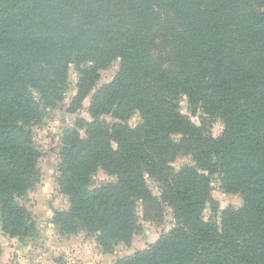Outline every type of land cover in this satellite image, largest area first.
Masks as SVG:
<instances>
[{"label": "trees", "instance_id": "16d2710c", "mask_svg": "<svg viewBox=\"0 0 264 264\" xmlns=\"http://www.w3.org/2000/svg\"><path fill=\"white\" fill-rule=\"evenodd\" d=\"M70 66L69 110L92 93L90 120L62 132L56 183L68 207L53 226L111 252L139 229L138 203L146 221L169 207L173 228L115 264H264V0H0V230L11 238L35 233L17 202L40 179L28 128L62 100ZM182 97L200 126L180 112ZM182 154L194 164L176 170ZM98 171L110 180L94 184ZM214 175L242 200L219 223L203 217L218 211Z\"/></svg>", "mask_w": 264, "mask_h": 264}, {"label": "rangeland", "instance_id": "374dc122", "mask_svg": "<svg viewBox=\"0 0 264 264\" xmlns=\"http://www.w3.org/2000/svg\"><path fill=\"white\" fill-rule=\"evenodd\" d=\"M117 63H112L100 73V79L92 90L108 83L117 71ZM77 74L73 66L69 67L67 89L61 101L49 108L41 107L39 121L28 129L32 134V141L38 151L37 166L40 172L39 181L17 202L30 213L35 225L33 236L25 238H11L0 230V264H115L119 259L145 250L155 243L159 236L170 231L174 221L169 207H164L161 219L146 221L142 218L141 204H137L138 230L128 244L118 242L113 244L111 252H104L97 244L94 237L87 236L84 232L76 234L60 233L53 226L52 217L55 210L62 211L68 207V199L58 192L56 178L60 164L61 136L65 128L73 126L77 119L89 121L88 95L76 108L75 112L69 109L76 93ZM180 112L190 121L200 126L203 118L199 110L187 104L184 97L180 99ZM103 120L111 122L110 115L102 116ZM140 122L137 112L132 113L127 119L130 127H135ZM207 132L212 137H218L223 131L220 120L208 122ZM83 133V131H81ZM193 165L191 155L182 154L177 157L174 168L178 170L183 165ZM103 172L98 171L94 177V184L109 181ZM151 192L159 195L157 183L147 180ZM211 198L217 203V213H212L207 206L203 211L204 219L215 218L220 222V213L228 207L239 208L242 200L237 194H227L221 191L219 176L211 177Z\"/></svg>", "mask_w": 264, "mask_h": 264}]
</instances>
